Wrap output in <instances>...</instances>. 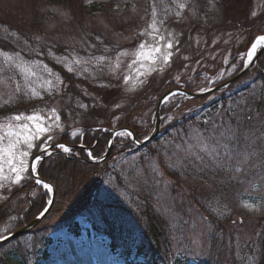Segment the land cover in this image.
I'll use <instances>...</instances> for the list:
<instances>
[{
	"label": "trees",
	"instance_id": "trees-1",
	"mask_svg": "<svg viewBox=\"0 0 264 264\" xmlns=\"http://www.w3.org/2000/svg\"><path fill=\"white\" fill-rule=\"evenodd\" d=\"M50 1L63 3L70 0ZM217 1L226 5L225 14H222L223 23L230 22L240 29L248 27L245 48L257 35L264 34V14L252 20L242 15L249 2L241 0L233 5V0ZM85 7L79 4L81 11ZM1 25L0 22V27ZM37 27L33 23L26 33L18 31L31 43V31ZM19 45L21 44H15L10 38L0 35V49L16 52ZM235 59L232 61L236 62ZM46 61L68 83L67 92L71 97L83 96L80 87H77L79 84L99 97L105 107H110L115 102L117 92L114 93V90L92 85L69 73L63 65L48 59ZM257 64L264 69V54L258 57L253 67ZM221 65L216 62L212 65L213 68H205L204 73L218 74ZM240 69L241 65L234 74ZM247 74L248 72L242 78ZM184 83L187 90L195 91L206 86L208 78L197 71L185 79ZM174 86L175 82L172 80L168 89ZM236 87L235 82L203 97L184 100L172 113L173 119L167 123L165 121L169 112L176 107L177 102L171 109L167 108L168 104L162 106V113L168 112L163 119L162 129L145 146L136 148L128 138H115L108 157L100 162H91L81 148L72 149V155L57 153L51 159L44 158L38 167V173L41 179L55 188V200L47 215L25 233L26 236L20 235L0 244V264H31L30 260L36 255L40 256L41 249L51 242L48 237L50 233L62 228L77 232L79 228L76 219L80 216L89 220L97 233L112 240L117 238L116 241L119 242H114L113 247L125 257L133 250L143 252L144 255L150 251L148 264H213L216 257H224L227 260L225 264H264V217L261 216L256 223L247 224L248 209L241 206L245 200L255 195L259 199L257 212L262 213L264 163L242 168L237 173L234 167H217L216 162L207 156L203 160H197L194 156L186 157L176 147H187L188 143L193 142V128L201 131L207 129L204 134L211 135L215 124L218 135L223 130L220 125L230 123L235 126L243 121L245 130L258 129L260 122L264 120V74L256 76L240 88L235 89ZM12 88L14 86L7 91L8 101L0 103V117L27 112L37 104ZM162 93L160 91L157 97L144 99L145 103L133 101L125 109L127 114L116 123L108 115L102 122L83 124L81 138H72L68 132H64L58 141L67 145L82 143L100 158L107 150L111 137L109 132L102 133V127H128L138 138H143L151 131L152 114ZM82 99L86 100L84 96ZM88 106L90 108L82 114L86 120L92 114H100L101 105L98 106L95 102L92 107L90 103ZM108 111L109 109L104 113L107 114ZM255 115L259 120L257 126L251 124ZM206 120L208 124L204 123ZM225 142L232 147L233 142ZM240 146H243V140ZM220 155H224L222 150ZM153 158L162 175L151 173ZM177 163L179 167H172ZM230 163L234 165V162ZM141 174L152 176L148 185L139 181ZM32 191L36 194L32 195ZM45 192L42 188L33 186L32 182H27L1 201L0 235L7 222L14 225L12 232L34 220L49 199V194L45 195ZM210 207L218 211L213 213ZM54 211L55 217H51ZM194 217H198L201 222L204 236L202 245L206 246L204 252L198 249L193 238L198 228V221L193 220ZM246 225H251L252 228L243 230ZM212 234L215 238L210 239ZM241 236L248 239L247 243ZM29 239H33V242H27Z\"/></svg>",
	"mask_w": 264,
	"mask_h": 264
},
{
	"label": "rangeland",
	"instance_id": "rangeland-1",
	"mask_svg": "<svg viewBox=\"0 0 264 264\" xmlns=\"http://www.w3.org/2000/svg\"><path fill=\"white\" fill-rule=\"evenodd\" d=\"M239 1L241 0H233V5ZM244 1L249 2L248 8L242 13L246 19L252 20L256 16L264 14V0ZM185 2L188 4V8L181 13V18L177 19L175 15L177 9L172 0H70L63 3L50 0H0V22L2 23L0 35L10 38L15 44H21L16 51L20 54L19 58L14 56L13 63L43 61L49 68H52L47 63V59L57 63L63 56H67L70 60L75 55L82 61L91 60V62L82 63L79 66L73 65L80 72L79 75L75 72L73 74L92 85H107L110 90H114V93L117 92L115 102L110 107H105L99 97L79 84L80 91L86 100L82 99L83 96L72 95L71 97L67 88H62L59 92L53 91L49 95L41 87L43 79L49 78L47 72L41 66L32 64L33 71L38 74L37 77L32 78L33 86L40 93L42 99L25 96L27 100L36 101L37 104L24 113L29 115L33 111L39 110L41 116L47 117L52 115L50 109L55 108L60 115L59 123L63 128V131L53 129L51 133H46L40 141L34 143L39 144L49 134L54 136L55 142L60 143L58 140L62 133L69 132L71 135L73 131L80 129L78 133L80 135L83 124L102 122L108 115L112 116L113 123H116L127 114L125 109L133 101L140 100L145 103L144 99L155 98L160 91L162 93L168 89L172 80L177 83L176 77H179L181 84L198 70L210 66L213 68L212 65L216 62L223 66L221 65L218 74L209 83L233 75L235 70L240 65L242 66V62L236 57L239 56V53L246 52L251 44L250 42L247 48L244 46L248 27L240 29L234 27L230 22L223 23L222 14H225L226 5L217 0H185ZM80 3L83 6L86 5L85 11L79 9ZM153 4L157 5L156 20L159 25L157 35H163L165 40H157L147 34L140 35L142 31H151L147 26L152 19L151 6ZM229 4L231 5V3ZM253 12L256 13V16H252ZM33 23H36L38 27L31 31V43H29L19 31L26 33ZM219 26L221 27L218 28ZM13 32L17 35H13ZM169 32L174 37V47L170 50L164 49V43L169 39ZM176 40L179 41V44H175ZM142 42L145 47L140 49L139 45ZM157 44L162 49L161 53L154 51ZM177 47L179 48L178 52L175 50ZM49 49L53 53L51 56ZM166 51L173 52L169 65H164L162 60V55ZM123 52H127V55H120L117 59V53ZM136 52H140L141 55L137 56ZM225 55H228L229 59L233 55L237 61H230L224 67L226 63L223 57ZM101 56L105 57L103 62L93 59ZM153 57L155 63H153ZM66 62L61 61L59 64L64 66ZM117 62L119 68L113 72L110 70L111 66ZM3 64L4 57H0V66ZM161 66L164 68L163 71H153L145 76H137L138 72H146L149 68L158 69ZM53 72L58 73L54 69ZM260 74H264V69H261V65L257 64L256 67L248 70L246 76L242 78V75L235 81L237 86L235 89L244 86ZM124 76L131 78L129 83L125 84ZM52 78L54 79V77ZM137 79H145L146 83L141 87H136L133 91H128L127 89L131 88L133 81ZM17 84L23 88L24 81L19 71L9 67L0 70V103L8 101L6 99L8 98V89L14 86L12 89L15 91ZM65 84L68 85V83ZM176 100L172 99L169 103H165L166 106L168 104L167 108L171 109L177 102L176 107L169 112V116L180 106ZM95 102L98 106H102L100 114H92L86 120L82 114L90 108L88 103L92 107ZM81 103L87 107L80 108ZM116 104H119L120 107L116 108ZM108 109V113H104ZM160 113L163 114L162 111ZM10 115L13 114L0 117V123L6 122L4 118ZM254 118L255 120L251 124L257 126L259 124L258 116L255 115ZM49 123L52 121L45 120V124ZM160 131L158 132L160 133ZM71 137L76 136L71 135ZM21 148L23 149L24 146L21 145ZM37 152V148L31 150L28 157L29 163ZM5 173L8 174L7 165H5ZM151 177V175L141 174L139 181L148 185V180ZM145 178H147V182H145ZM197 179L200 180V178ZM29 181L31 180L26 179L19 185H13L10 181L0 180V183L5 185L0 188V202L15 188ZM244 203L254 205L253 209H248L247 224L256 223L261 216L264 217V208L262 213L257 212L259 199L255 195L245 200ZM166 210L168 211L167 208ZM51 217H55V211ZM77 220L80 231L73 234L70 229L63 228L51 234L52 243L47 247V256L37 260L35 264H145L144 261L147 260V257L141 254L136 255L135 252L131 253L124 261L116 252L109 249V239L93 233L91 225L84 217H79ZM193 220L198 221V228L193 235L194 241L198 249L204 252L206 246L202 245L204 236L202 235L201 222L198 217H194ZM2 228L1 235H5L14 229V225L7 222ZM251 228V225H246L243 230ZM22 235L26 236V234ZM240 238L247 243L246 237L241 236ZM27 242L31 243L33 239H29ZM148 252L150 254V251ZM216 259V262L212 261L213 264H225L227 261L224 257H216Z\"/></svg>",
	"mask_w": 264,
	"mask_h": 264
},
{
	"label": "snow or ice",
	"instance_id": "snow-or-ice-1",
	"mask_svg": "<svg viewBox=\"0 0 264 264\" xmlns=\"http://www.w3.org/2000/svg\"><path fill=\"white\" fill-rule=\"evenodd\" d=\"M172 3L175 5L177 11L175 15L177 19L181 18V13L188 8V4L185 0H172ZM151 16L152 19L148 24V29L151 31H142L140 35L147 34L148 36L153 37L157 40H165L163 35H157L159 32V25L156 20L157 16V5L153 4L151 6ZM252 16H256V13L253 12ZM160 23H163L160 21ZM13 35H17L15 32ZM169 39L164 43V49H173L174 47V37H172V33H168ZM175 44H179V41L176 40ZM145 44L142 42L139 45L140 49H143ZM177 52L179 48L175 49ZM264 50V34L257 35L255 39L252 41L251 45L247 48L246 52L239 53V56L236 57L239 59L245 68L249 67L253 62L254 58L257 57L259 51ZM155 52L161 53L162 49L159 44L156 45ZM137 56H140V52L135 53ZM19 53L16 52L14 54H10L7 51L0 49V57H4V64L0 66V70H3L5 67L14 68L19 71L24 84L23 88L17 84L15 91L23 92L24 96L29 98H37L40 97V93L33 86L32 78L37 77V73L33 71L31 65L36 64L41 66L48 74V79H43L41 87L44 88L45 91L52 94L53 91L59 92L62 88H68V85L64 83L63 79H61L59 73H54L52 68H49L47 64H44L43 61H23L13 63L14 56L19 58ZM49 55H53L52 50L49 49ZM120 55H127V52L117 53V59H119ZM173 56L172 51H166L162 55V60L164 65H169L171 62V58ZM98 62H103L105 57H96L93 58ZM153 63H155V58L153 57ZM224 62L228 63L229 58L228 55L223 57ZM61 61H67L64 64V67L67 69L69 73L75 72V74L79 75L80 72L76 70L75 66H79L82 63H88L90 61H82L78 56L73 55L71 59L67 56H63L57 63ZM135 63V61H133ZM235 67V65H233ZM119 68V63H114L111 66L113 72ZM163 66L157 68H149L146 72H138L137 76H145L146 74H151L153 71H163ZM87 71V69H84ZM54 77V79L52 78ZM129 76H124L123 80L125 84L130 81ZM177 83H179V77H176ZM146 83L145 79H137L133 81L131 88L127 89L128 91H133L136 87H141ZM78 87V85H77ZM102 87H107V85H102ZM200 92L210 91V89L201 88ZM87 95V93H85ZM184 95V93H180L177 91L169 92L167 95L163 97L164 103H167L169 97H175L176 95ZM42 99V97H40ZM80 108H86L87 106L83 103L79 105ZM116 108H119L120 105L116 104ZM191 111V110H189ZM50 112L52 115L47 117L41 116L39 110L33 111L32 114L25 115L24 112H19L17 114L10 115L9 117L4 118L6 122L0 123V180L2 181H10L13 185H19L23 181L34 180L35 186L43 188L46 190L45 195L51 193L53 191V186L43 179L40 178L38 173V167L41 165L42 161L45 157L51 159L53 156L57 155V150L60 153L72 155V148L64 143H58L54 141V136L49 134L45 139L42 140L39 144L34 143L35 141H40L41 137L46 133H51L53 129H60L63 131L61 127L60 115L57 113L55 108H51ZM221 115H225L221 113ZM173 118L169 116L165 123L171 121ZM231 119V117H228ZM250 119V118H249ZM45 120L52 121V123L45 124ZM208 124L209 122L206 120L204 122ZM222 131H219L217 135V126L213 124V131L211 135H205L204 131H201L199 128L192 129V143H188L187 147H182L177 145L181 151L185 153L186 157L194 156L197 160H203L204 156L211 158L214 162H216V166L220 168L234 167V171L239 173L242 168L247 169L249 167H256L258 163H264V121L260 122L258 129L248 128L245 130L244 122L240 121L235 126L230 123H225L219 126ZM154 130V129H153ZM80 129H76L71 133L73 136L78 137V133ZM117 137H125L130 138L132 143L140 144L141 141L135 138L133 131L128 129H123L118 132L112 133ZM150 137L148 135L143 136L144 141H148ZM241 140H243V146L241 147ZM225 141L233 142L232 147H229V144ZM52 142V143H50ZM111 143V141H109ZM165 143H168L165 141ZM21 145L24 148H21ZM33 148H37L38 152L34 156V159L29 163L28 157L30 156L31 150ZM220 150L223 151L224 155H220ZM199 153V154H198ZM166 155V153H165ZM87 156L89 159L96 160L99 157L93 155L91 151L87 152ZM170 159V158H169ZM230 162H234V165ZM5 165L8 168V174L5 173ZM172 167H179V164L172 165ZM151 173L155 175H162L161 170L158 165L155 163V159L153 158L152 163L150 164ZM145 182H147V178H145ZM159 182V181H157ZM5 187L4 184L0 183V188ZM32 195H35L36 192L32 191ZM48 203H52L51 200ZM241 206L245 209H253L254 205L242 203ZM48 211L47 208H44L43 211L39 213L40 216H44ZM210 211L213 213L217 212L218 209H213L210 207ZM230 211V209H227ZM219 218V216L217 217ZM12 219H15L13 217ZM203 219V218H202ZM11 234V233H9ZM210 239L215 238L214 234L210 235ZM222 239V236L220 237ZM6 237L0 235V240H5Z\"/></svg>",
	"mask_w": 264,
	"mask_h": 264
},
{
	"label": "water",
	"instance_id": "water-1",
	"mask_svg": "<svg viewBox=\"0 0 264 264\" xmlns=\"http://www.w3.org/2000/svg\"><path fill=\"white\" fill-rule=\"evenodd\" d=\"M263 52H264V50H261V51L258 52L257 57L254 58L253 62L250 64L249 67L245 68V67L243 66V68H242L237 74H235L232 78H230L229 80H227L226 82H224V83H222V84H220V85H218V86H215V87H213V88H210V91H206V92H188V91H186V90H184V89H171V90L166 91V92L160 97V99L158 100V103H157V106H156V110H155V114H154V127H153L154 130H152L151 134L149 135L150 139H149L148 141L140 140L141 143H140V144H135V145L138 146V147H139V146H142V145H145V144H147L148 142H150V141H151V140L157 135L158 131L160 130L161 122H162V119H163V116H162L161 113H160V107H161V104L163 103V102H162V101H163V97H164L165 95H167L169 92L177 91V92H180V93H184L185 97H187V98H197V97H201V96H203V95H205V94L211 93V92H213V91H215V90H218V89H221V88H223V87H226L227 85H229V84L233 83L235 80H237V79H238L240 76H242L245 72H247V71L252 67V65L254 64V62L257 60L258 56H259L261 53H263ZM123 129H127V128H118V129L113 130L112 132L114 133V132H117V131H119V130H123ZM128 130H129V129H128ZM130 131H131V130H130ZM135 138H136V136H135ZM136 139H137V138H136ZM138 140H139V139H138ZM70 147H71V148H82V149H85V150L87 149V148H86L85 146H83V145H75V146H70ZM111 148H112V144L108 147L107 152L105 153V155L103 156V158H105V157L108 155V153H109V151L111 150ZM58 152H59V151H58ZM32 159H34V157H33ZM33 182H34V180H33ZM34 183H35V182H34ZM54 196H55V190H54V188H53V191L51 192V196H50V200L52 201V203H53V200H54ZM52 203H48V205H47V207H46L48 210L50 209ZM47 212H48V211H47ZM47 212H46V213H47ZM46 213H45V214H46ZM42 217H43V216H40V215H39V216L36 217L32 222H30L28 225H26L25 227H23V228L20 229L19 231L15 232V233H13V234H10L9 236H5L6 239H5V240H0V244H1L2 242L6 241V240H9V239H11V238H14V237H16V236H18V235H20V234L26 232L27 230L31 229L32 227H34V226L40 221V219H41Z\"/></svg>",
	"mask_w": 264,
	"mask_h": 264
},
{
	"label": "bare ground",
	"instance_id": "bare-ground-1",
	"mask_svg": "<svg viewBox=\"0 0 264 264\" xmlns=\"http://www.w3.org/2000/svg\"><path fill=\"white\" fill-rule=\"evenodd\" d=\"M17 231H19V229H18V230H15V231H12V232H11V231H10V232H7V233H5V235H6V236H9V235H10L9 233L13 234V233H15V232H17Z\"/></svg>",
	"mask_w": 264,
	"mask_h": 264
}]
</instances>
